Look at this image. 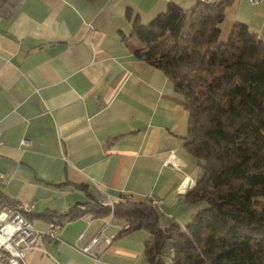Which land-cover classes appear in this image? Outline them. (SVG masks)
I'll use <instances>...</instances> for the list:
<instances>
[{
    "label": "crops",
    "instance_id": "obj_1",
    "mask_svg": "<svg viewBox=\"0 0 264 264\" xmlns=\"http://www.w3.org/2000/svg\"><path fill=\"white\" fill-rule=\"evenodd\" d=\"M198 1L0 0V205L34 204L29 217L41 235L26 263L151 264L150 233L117 236L120 219L104 226L108 217L81 214L62 221L57 237L46 235L51 214L93 198H156L163 225L185 226L205 207L186 199L198 167L185 146L184 98L162 69L136 55L140 43L130 34L133 19L148 23L170 3L189 9ZM238 22L264 42V0H234L220 39ZM171 151L177 166L165 164ZM102 228L114 238L97 245L96 263L82 248ZM169 251L171 258L170 244Z\"/></svg>",
    "mask_w": 264,
    "mask_h": 264
},
{
    "label": "trees",
    "instance_id": "obj_2",
    "mask_svg": "<svg viewBox=\"0 0 264 264\" xmlns=\"http://www.w3.org/2000/svg\"><path fill=\"white\" fill-rule=\"evenodd\" d=\"M233 1L200 0L189 9L170 3L148 23L132 20L136 55L162 69L184 98L185 146L198 167L186 199L205 202L182 226L163 225L147 199L115 201L113 218L129 224L117 236L147 230L151 264H264V42L242 22L220 39ZM81 204L51 220L111 213L98 199Z\"/></svg>",
    "mask_w": 264,
    "mask_h": 264
},
{
    "label": "built area",
    "instance_id": "obj_3",
    "mask_svg": "<svg viewBox=\"0 0 264 264\" xmlns=\"http://www.w3.org/2000/svg\"><path fill=\"white\" fill-rule=\"evenodd\" d=\"M251 3H258L262 0H250ZM1 143V139H0ZM23 143L29 145L30 141L27 139L23 140ZM176 155L174 151L168 153L165 164H173L177 166L176 163ZM188 177L185 174L184 181H187ZM4 180V173L0 171V182ZM185 189L184 183L180 186L179 190ZM122 197H120L121 199ZM151 205L157 207L160 212H163L161 207V201L156 198H148ZM106 205L110 206L111 213L108 219L105 220L104 226L110 223V218H113L114 211V203L112 199L104 202ZM83 204H80L79 208H84ZM34 204L23 201H5L0 205V261L3 264H28L26 263V254L28 250L39 249L37 245V241L41 232L37 230L32 220L29 217V214L33 211ZM62 222L51 221L49 230L46 235L51 237H57V231L61 227ZM129 226L126 223L123 226L127 228ZM104 228H102L96 235L92 238V240L82 248L84 252L94 255V260L97 263V245L104 240L106 243H109L114 238V235L111 237H105Z\"/></svg>",
    "mask_w": 264,
    "mask_h": 264
},
{
    "label": "rangeland",
    "instance_id": "obj_4",
    "mask_svg": "<svg viewBox=\"0 0 264 264\" xmlns=\"http://www.w3.org/2000/svg\"><path fill=\"white\" fill-rule=\"evenodd\" d=\"M168 256H170L169 243L168 242H165V246L163 248V257H165L166 260H169L170 257H168Z\"/></svg>",
    "mask_w": 264,
    "mask_h": 264
}]
</instances>
